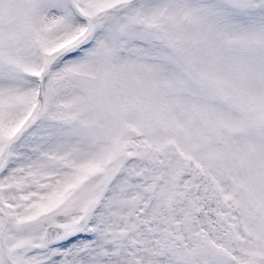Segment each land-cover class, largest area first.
<instances>
[{"label":"snow or ice","instance_id":"obj_1","mask_svg":"<svg viewBox=\"0 0 264 264\" xmlns=\"http://www.w3.org/2000/svg\"><path fill=\"white\" fill-rule=\"evenodd\" d=\"M0 264H264V0H0Z\"/></svg>","mask_w":264,"mask_h":264}]
</instances>
